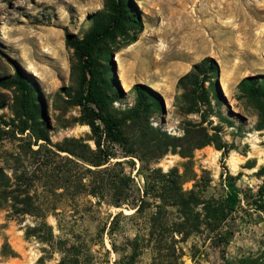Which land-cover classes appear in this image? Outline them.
<instances>
[{"label":"rangeland","instance_id":"obj_1","mask_svg":"<svg viewBox=\"0 0 264 264\" xmlns=\"http://www.w3.org/2000/svg\"><path fill=\"white\" fill-rule=\"evenodd\" d=\"M109 1L0 0V77L11 76L16 64L26 80L36 86L44 115L32 122L33 130L42 129L49 141L38 143L55 152L56 143L71 137L81 138L94 148L90 127L79 121L80 107L72 103L78 89L79 61L66 45L65 35L81 36L94 16L107 10ZM131 1L142 21V31L129 44L116 33L104 45L111 52L119 86L118 92L112 93L116 95L112 109L124 119L123 128L133 146L144 155L140 143L143 132H148L147 139L154 129L181 137L188 123L199 122V113L185 112L180 97L183 89L177 81L194 64L211 57L217 74L208 73L204 82L210 104L203 125L216 128L209 132H216V141L226 145L228 151L223 156L222 149L211 143L186 156L169 151L159 159L143 157L163 171L177 169L182 188L193 190L199 198L193 212L197 229L184 241L180 233H175L176 241L161 249L159 263L166 264V259L181 252V264H226L237 256L254 254L264 246V193H259L264 188V169L260 172L264 167V105L261 99L245 94L239 82L249 75H264V0ZM119 62L128 80L124 85L118 75ZM223 72H231V76L222 80ZM216 80L225 100L213 97L210 87ZM136 83L157 88L163 101L160 109L132 117ZM18 96L14 85L0 83V264H58L57 249L37 237L46 235L47 230L34 213L52 226L55 238L85 242L90 249L85 264H117L121 254L128 252L124 242L133 236L136 221L119 217V227L112 236L118 251L112 249L106 230L114 214L122 210L128 215L133 210L97 202L90 195L70 198L59 172L48 167L33 172L31 150L37 148L36 138L32 129L20 133L17 128L21 125ZM2 120L10 124L4 125ZM115 150L124 160L123 151L117 146ZM230 156L238 164L235 171L230 169ZM57 162L63 163V159L58 157ZM133 162L135 167L125 164V170L131 171L141 187L143 177L136 173L140 161L133 157ZM24 172L18 184L17 175ZM228 182L233 183L239 200L222 223L221 232H232L225 242L211 230L204 207L225 196ZM24 183L32 185L27 188ZM25 190L37 199L38 211H15L24 206L15 204L13 198H24ZM34 227L37 230L33 231ZM102 228L106 230L101 233ZM155 253L146 246L135 264H152Z\"/></svg>","mask_w":264,"mask_h":264},{"label":"trees","instance_id":"obj_2","mask_svg":"<svg viewBox=\"0 0 264 264\" xmlns=\"http://www.w3.org/2000/svg\"><path fill=\"white\" fill-rule=\"evenodd\" d=\"M107 7V10L94 16L91 25L81 36L72 33L65 35L66 45L73 49L79 61L78 89L72 98V103L80 107L82 114L79 121L90 127L94 148L81 138L73 137L56 143L54 147L57 152L38 143V140H49L42 129L34 131L32 126V122L37 121L40 115H44V107L36 86L26 80L23 70L16 64L13 74L9 77H0V83L14 85L19 92L16 105L21 124L17 127L20 133L32 129V133L35 134L37 148L31 150L33 172L41 171L42 167L59 172L70 198L90 195L97 198V202H105L115 208L132 209L133 212L128 215H123L120 210L112 216L109 228L101 229V233L106 230L112 249L118 251L112 236L119 227V217L124 216L136 221L133 236L127 237L124 242L128 252L121 254L116 263L135 264L143 249L150 246L156 252L152 264H160L159 260L161 261L163 254L159 253L167 243L176 241L175 233H180V240L184 241L197 229L198 225L194 223L193 212L199 198L193 190L182 188L177 169L163 171L162 168L153 166L143 157L149 155L150 158L159 159L169 151L186 156L191 150L211 143L218 149H222L223 156L227 154L226 145L216 141V132H209L210 129L216 130V128L203 125L207 121L205 112L210 104L204 82L207 80L208 73L217 74V65L213 58L205 57L177 81V85L183 89L180 97L185 102V112L199 113V122L188 123L181 137L169 136L165 132L154 129L150 132V138L147 139L145 136L148 132H143L144 137L140 143H143L142 152L146 154H140L124 131V119L112 109V101L116 97L112 93H117L119 86L113 73L111 52L104 44L116 33L125 37V44L135 41L143 29V24L131 0H110ZM213 83L215 86L210 87L213 97L225 100L217 80ZM239 85L245 94L261 99L264 105V75L246 76ZM133 87L136 93V104L131 112L132 117L137 118L140 113L145 114L152 109L161 108L163 101L157 90L143 83H136ZM2 123L10 124L5 120H2ZM115 146L123 151L124 160L118 158ZM58 152H65L67 155L61 157ZM58 157L63 159V163L57 162ZM133 157H137L140 161L136 173L143 177L144 182L141 187L134 182L131 171L125 170V164L132 169L135 167ZM112 159L115 160L112 161ZM263 169L264 167L260 169V172ZM1 174L0 170V176ZM24 174L25 172L17 175L18 184L24 179L22 178ZM53 175H56L55 172ZM227 178L230 180L231 176L228 174ZM24 185L29 188L32 184L24 183ZM17 187L19 185H16ZM259 193L263 194L264 188H261ZM238 200L237 190L233 183L228 182L225 196L214 199L212 205L204 207V217L209 220L207 223L211 230L216 231L225 242L228 241L232 232L227 230L221 232V226L228 214L235 209ZM13 202L24 206V208H15V211L20 214L40 209L35 196L30 195L27 190H25L24 198L15 197ZM151 207L153 209L150 210ZM34 215L41 218L39 224L47 230L46 235L37 237L57 249L60 254L58 264H85L90 253L85 242L55 238L52 226L42 218V215L35 213ZM36 227L32 230H37ZM181 255L182 252L169 260L166 259V264H181ZM225 263L233 264V261L226 260Z\"/></svg>","mask_w":264,"mask_h":264},{"label":"crops","instance_id":"obj_3","mask_svg":"<svg viewBox=\"0 0 264 264\" xmlns=\"http://www.w3.org/2000/svg\"><path fill=\"white\" fill-rule=\"evenodd\" d=\"M233 264H264V246H261L258 252L249 256H237Z\"/></svg>","mask_w":264,"mask_h":264},{"label":"bare ground","instance_id":"obj_4","mask_svg":"<svg viewBox=\"0 0 264 264\" xmlns=\"http://www.w3.org/2000/svg\"><path fill=\"white\" fill-rule=\"evenodd\" d=\"M128 70H129V68H128ZM230 74H231V72H229ZM229 73H225V72H223L222 73V80H225V79H227L229 76H231ZM128 75L130 74H132V73H130V72H128L127 73ZM118 75H119V79H120V81L122 82V84L124 85V84H126L127 82H128V80H127V78H126V71H125V69L121 66V63L119 62V72H118ZM133 75V74H132ZM225 84V83H224ZM222 87L224 88V85L222 84ZM155 89H157L156 87H155ZM228 162H229V166H230V169L232 170V171H235L236 169H237V167H238V164L234 161V157L233 156H230L229 158H228ZM186 264H189V263H186Z\"/></svg>","mask_w":264,"mask_h":264},{"label":"water","instance_id":"obj_5","mask_svg":"<svg viewBox=\"0 0 264 264\" xmlns=\"http://www.w3.org/2000/svg\"><path fill=\"white\" fill-rule=\"evenodd\" d=\"M217 83H218V86H219V81L217 80ZM219 88H220V86H219ZM220 90H221V88H220Z\"/></svg>","mask_w":264,"mask_h":264}]
</instances>
